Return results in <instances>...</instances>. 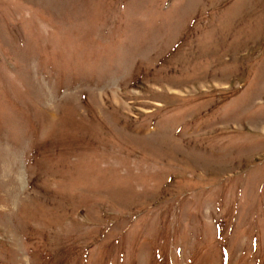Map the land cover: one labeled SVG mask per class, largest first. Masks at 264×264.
I'll use <instances>...</instances> for the list:
<instances>
[{
    "label": "rangeland",
    "instance_id": "374dc122",
    "mask_svg": "<svg viewBox=\"0 0 264 264\" xmlns=\"http://www.w3.org/2000/svg\"><path fill=\"white\" fill-rule=\"evenodd\" d=\"M0 264H264V0H0Z\"/></svg>",
    "mask_w": 264,
    "mask_h": 264
},
{
    "label": "bare ground",
    "instance_id": "6f19581e",
    "mask_svg": "<svg viewBox=\"0 0 264 264\" xmlns=\"http://www.w3.org/2000/svg\"><path fill=\"white\" fill-rule=\"evenodd\" d=\"M18 180H19V183H20V179L18 178Z\"/></svg>",
    "mask_w": 264,
    "mask_h": 264
}]
</instances>
